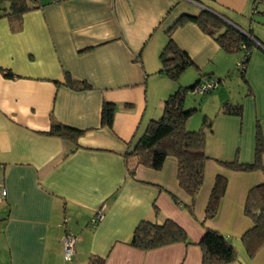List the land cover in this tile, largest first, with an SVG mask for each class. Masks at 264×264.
<instances>
[{
    "label": "crops",
    "instance_id": "crops-1",
    "mask_svg": "<svg viewBox=\"0 0 264 264\" xmlns=\"http://www.w3.org/2000/svg\"><path fill=\"white\" fill-rule=\"evenodd\" d=\"M38 3L40 8L21 17H0V264H90L92 258L104 264H201L200 222L219 176L228 184L210 227L234 245L239 261L233 264H264V247L248 260L241 243L253 227L244 214L245 200L264 183V171L234 172L218 163L235 158L253 163L257 124L264 137V18L252 20L254 0ZM203 10L252 31L258 42L242 77L237 72L241 54L224 52L186 22L173 39L194 66L177 85L161 73L168 32L182 17ZM66 75L91 89H70ZM201 78L224 81L187 121L188 129L197 130L205 117L213 119L193 219L183 208L190 197L178 186L175 158L169 157L161 171L139 166L132 176L125 156L162 117L166 99L186 87V80L195 84ZM104 102L116 106L111 128L101 123ZM227 103L243 104V117L223 114ZM54 122L86 131L77 150L48 134ZM103 205L104 219L94 227L91 221ZM166 219L186 231L190 244L148 252L128 244L142 221ZM67 233L77 239L70 262L63 255Z\"/></svg>",
    "mask_w": 264,
    "mask_h": 264
},
{
    "label": "trees",
    "instance_id": "trees-1",
    "mask_svg": "<svg viewBox=\"0 0 264 264\" xmlns=\"http://www.w3.org/2000/svg\"><path fill=\"white\" fill-rule=\"evenodd\" d=\"M40 7L38 0H10L8 4L1 1L0 17H21L23 14ZM223 18L208 10H203L198 16L182 17L168 32V43L161 53V73L171 81L178 82L181 75L194 66L191 57L181 50L173 39V33L178 27L186 22H191L212 37L224 52L242 55L240 66L237 65V72L243 77L258 39L252 31H243L227 18ZM262 18H264V0H254L252 20L259 23ZM9 76H11L10 73L7 77ZM223 81V79L204 81L201 78L189 87H180L166 99L162 117L148 125L145 133L125 156L128 171L132 176L135 175L139 166L161 171L169 157L175 158L178 163V186L190 197V204L183 206V208L193 219H196L195 207L205 181V166L209 159L206 154V138L212 130L213 119L205 117L199 130L188 129L187 121L199 110V107L188 108L186 106L187 95L189 92H198L202 85L216 83V88L200 93L202 96L208 95L219 88ZM65 85L75 91L91 89L88 83L76 81L70 75H66ZM115 113L116 106L104 102L101 111L102 126L111 128ZM222 113L242 118L244 106L241 103L235 105L227 103L223 106ZM48 134L69 142L75 151L79 147L78 140L86 134V131L54 122ZM255 141L253 163H241L238 158L230 162L220 161L218 163L234 172L264 171L262 161L264 137L259 124L256 126ZM227 184L228 181L225 177L216 178L206 207L205 219L200 222L204 229V236L198 244L202 252L201 264H233L239 261L238 253L232 242L225 235L210 227L211 221L218 214ZM172 199L176 204H181L173 195ZM155 213L159 215L157 208ZM244 214L253 222L252 229L248 230L241 238L246 258L251 260L264 247V183L249 191L244 204ZM177 243L188 245L190 244L189 237L181 226L170 219H166L162 223L142 221L136 227L128 244L137 250L148 252ZM90 264H104V259L92 258Z\"/></svg>",
    "mask_w": 264,
    "mask_h": 264
},
{
    "label": "built area",
    "instance_id": "built-area-1",
    "mask_svg": "<svg viewBox=\"0 0 264 264\" xmlns=\"http://www.w3.org/2000/svg\"><path fill=\"white\" fill-rule=\"evenodd\" d=\"M240 63V62H239ZM238 63V66H240ZM217 84L216 83H209L202 85V87L198 90L199 93H203L206 91H209L212 88H216ZM5 189L2 190V195H5ZM104 208L105 205L100 207L95 213L94 218L91 221L92 226L98 225L103 219H104ZM76 237L72 233H67L63 237V255H64V260L66 262L72 261L74 254H75V245H76Z\"/></svg>",
    "mask_w": 264,
    "mask_h": 264
},
{
    "label": "rangeland",
    "instance_id": "rangeland-1",
    "mask_svg": "<svg viewBox=\"0 0 264 264\" xmlns=\"http://www.w3.org/2000/svg\"><path fill=\"white\" fill-rule=\"evenodd\" d=\"M185 73V72H184ZM184 73L181 75V77L179 78L178 82H174L176 83L177 85H179L180 83H182V76L184 75ZM173 82V81H172ZM195 81H193L192 79H188L186 80L185 84L187 85H184L186 87H189L190 85L194 84ZM189 83V84H188ZM215 92V91H214ZM205 98V99H204ZM209 99V96H206V95H200V94H197L195 92H189L188 95H187V101H186V106L188 108H192V107H200V104L199 103H202L203 100H208ZM225 102V101H224ZM225 104V103H224ZM202 113V112H201ZM199 115V114H198ZM199 130V125L197 127Z\"/></svg>",
    "mask_w": 264,
    "mask_h": 264
},
{
    "label": "water",
    "instance_id": "water-1",
    "mask_svg": "<svg viewBox=\"0 0 264 264\" xmlns=\"http://www.w3.org/2000/svg\"><path fill=\"white\" fill-rule=\"evenodd\" d=\"M215 14V13H214Z\"/></svg>",
    "mask_w": 264,
    "mask_h": 264
}]
</instances>
